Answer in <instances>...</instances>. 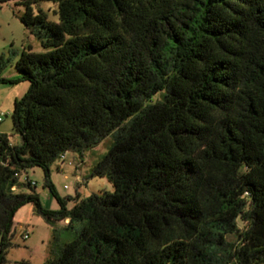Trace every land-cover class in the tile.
<instances>
[{"label":"trees","instance_id":"trees-1","mask_svg":"<svg viewBox=\"0 0 264 264\" xmlns=\"http://www.w3.org/2000/svg\"><path fill=\"white\" fill-rule=\"evenodd\" d=\"M14 2L43 51L22 50L17 80L0 57V84H29L20 143L0 133V264L26 204L79 223L43 264H264V0ZM110 134L93 172L113 191L66 209L49 166ZM32 167L58 210L18 184Z\"/></svg>","mask_w":264,"mask_h":264},{"label":"rangeland","instance_id":"rangeland-1","mask_svg":"<svg viewBox=\"0 0 264 264\" xmlns=\"http://www.w3.org/2000/svg\"><path fill=\"white\" fill-rule=\"evenodd\" d=\"M37 8L46 12L49 20L56 21V16L51 12L55 9L54 4L41 2ZM48 8L50 11H47ZM22 12V6L16 5L14 0L0 2V57L7 61L2 76L10 80L20 77L14 68V62L20 57L23 49L30 47L33 52L43 51L35 34L20 22ZM28 87V82L22 80L14 84H0V133L6 134L13 145L20 143L19 137L12 130L13 101L22 97ZM162 95L163 92L155 94L147 104L160 102ZM113 142L114 136L110 134L91 148L80 153L66 151L62 158L51 163L49 180L57 195L67 199L66 209H71L92 195L113 191L111 182L105 176H98L93 172L95 165L109 151ZM26 179L34 183L32 190L37 194L42 207L59 209L56 200L44 186V174L40 168L32 167L18 173V184L22 185ZM20 191L30 192V189L20 186ZM73 221L72 227L66 225V220L47 224L32 204L22 206L13 218L12 245L6 251L5 264H43L55 257L62 246L72 239L74 230L79 226L77 221Z\"/></svg>","mask_w":264,"mask_h":264},{"label":"built area","instance_id":"built-area-1","mask_svg":"<svg viewBox=\"0 0 264 264\" xmlns=\"http://www.w3.org/2000/svg\"><path fill=\"white\" fill-rule=\"evenodd\" d=\"M0 121H1V117H0ZM63 157V156H62ZM30 184L31 185H34V183L33 182H30ZM65 188V187H64ZM27 237V235H24V238H26Z\"/></svg>","mask_w":264,"mask_h":264},{"label":"crops","instance_id":"crops-1","mask_svg":"<svg viewBox=\"0 0 264 264\" xmlns=\"http://www.w3.org/2000/svg\"><path fill=\"white\" fill-rule=\"evenodd\" d=\"M66 222H67V220H66Z\"/></svg>","mask_w":264,"mask_h":264}]
</instances>
